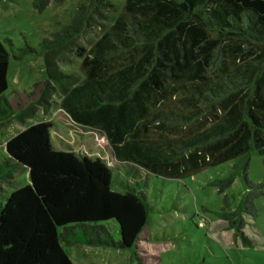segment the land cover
Here are the masks:
<instances>
[{
  "label": "trees",
  "instance_id": "1",
  "mask_svg": "<svg viewBox=\"0 0 264 264\" xmlns=\"http://www.w3.org/2000/svg\"><path fill=\"white\" fill-rule=\"evenodd\" d=\"M63 1L32 0V5L42 11ZM101 1L80 2L68 24L42 38L47 78L41 102L55 104L47 97L60 95V106L72 121L102 130L109 146L84 150L82 143L72 145L50 121L32 124L6 141L0 180L8 181L23 166L28 169L30 183L14 189L0 202V264H73L65 247L78 243L132 246L149 219V203L136 177L143 175L142 170L173 173L185 161H204L208 149L216 151L214 162L237 155L243 160L250 141L264 161V90L256 87L253 99L239 110L236 100L247 93V80L227 72L219 82H213L204 67L209 63L210 47L217 42L210 34L242 38L250 45L264 43V0H128L126 9L133 5V10L143 15L149 10L153 14L140 17L130 12L129 25L122 16L116 19L91 47V57L82 60L85 76L79 80L76 72L59 70L58 57L84 31ZM138 47L142 55L137 60L107 76L100 74L107 58L120 49ZM32 50L28 47L23 52ZM83 51L80 48L78 55ZM189 53L205 55L187 72ZM8 63L9 53L0 41V126L1 120L14 115L4 95ZM169 80L177 81L175 92L185 93L196 105L208 107L205 103H211L214 107L213 102H219L224 115L186 138H148L144 133L149 124L167 126L202 113L200 107L185 111L164 104L165 109L150 115L149 104L159 103ZM260 80L264 83V76ZM193 147L194 152L184 154ZM177 151L184 154L182 159ZM231 180L232 176L226 182ZM216 182L223 184V180ZM245 182L249 192L243 209L255 216L253 201L262 193L258 188L263 184ZM224 215L230 216L228 227H237L243 234L244 220L237 212ZM110 227L117 228L118 240Z\"/></svg>",
  "mask_w": 264,
  "mask_h": 264
},
{
  "label": "rangeland",
  "instance_id": "2",
  "mask_svg": "<svg viewBox=\"0 0 264 264\" xmlns=\"http://www.w3.org/2000/svg\"><path fill=\"white\" fill-rule=\"evenodd\" d=\"M82 1L64 0L39 11L33 7L32 0H0V41L9 53L7 89L4 95L14 109V115L1 120L0 160L6 156L5 143L8 139L41 121L53 123L61 136L72 145L82 143L84 150H98L99 147L105 150L104 147L109 146L108 138L102 130L94 131L72 121L60 106V95L47 97L55 104L45 106L41 102V90L47 74L40 42L43 37H50L68 24ZM127 2L101 1L84 31L59 55V70L76 72L77 78L82 80L85 76L82 60L85 56L91 57V47L111 28L116 19L122 16L129 25L131 13L140 17L153 14V10H149L143 15L144 12L133 10V5L128 10ZM209 36L217 39V42L210 47L209 63L204 66L205 74L213 82H219L227 72L236 78L246 79L247 93L240 94L236 100V108L241 107L239 110L243 111V106L246 107L245 104L253 99L256 87L264 90V83L260 82L264 76V43L253 42L254 45H250L238 37ZM237 46H240V50H236ZM28 47L33 50L23 52ZM80 48L84 51L78 55ZM141 55L139 47L133 50L120 49L114 56L107 58L100 74L107 76L123 69ZM204 55L189 53L185 71L190 70L192 63L202 61ZM176 83L174 80L165 81L159 103L149 104L150 115L165 109L164 104L185 111L200 107L202 113L193 120L184 121L179 118L167 126L149 124L144 134L150 139L189 137L205 130L225 113L217 101L213 102L214 107L211 103H205L208 107L194 104L185 93L175 92ZM243 117L246 118L245 115ZM170 145L181 151L173 144ZM198 147L202 149L204 145ZM195 149L193 147L183 152L191 153ZM179 154V159H182L184 154ZM212 154H216V151L211 153V149H208L204 152V161L199 159L197 164L185 161L173 173L142 170L143 175L137 174L136 177L146 194L150 209L147 224L135 243L127 248L80 243L66 246L73 264H264L263 157L253 141H250V149L243 160L237 155L214 162ZM230 176L232 180L228 183L226 180ZM245 179L263 184L258 188L262 193L253 201L255 216L243 209L245 196L249 192ZM217 180H223L222 186L217 185ZM29 183L28 169L19 166L11 179L0 180V202L14 189ZM232 212H237L236 216L244 220L243 234L238 232L237 227H228L227 217L230 216L224 214ZM110 230L114 239L118 240L117 228L110 227Z\"/></svg>",
  "mask_w": 264,
  "mask_h": 264
},
{
  "label": "water",
  "instance_id": "3",
  "mask_svg": "<svg viewBox=\"0 0 264 264\" xmlns=\"http://www.w3.org/2000/svg\"><path fill=\"white\" fill-rule=\"evenodd\" d=\"M5 151H6V149H5Z\"/></svg>",
  "mask_w": 264,
  "mask_h": 264
}]
</instances>
